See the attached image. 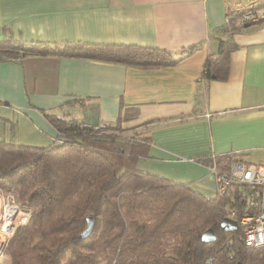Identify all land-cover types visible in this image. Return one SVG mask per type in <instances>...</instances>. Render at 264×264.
Segmentation results:
<instances>
[{"label":"crops","instance_id":"1","mask_svg":"<svg viewBox=\"0 0 264 264\" xmlns=\"http://www.w3.org/2000/svg\"><path fill=\"white\" fill-rule=\"evenodd\" d=\"M227 1L0 0V29L8 26L16 38L136 43L177 58L152 68L54 55L0 59V110L16 109V126L29 136L17 142L54 140L56 129L42 109L80 121L85 104L95 114L88 121L113 126L132 106L136 116L123 120V132L137 127L138 136L149 137L137 168L214 196L206 158L234 152L249 165L264 162V22L231 34L236 48L225 79H201L206 56L230 35Z\"/></svg>","mask_w":264,"mask_h":264},{"label":"trees","instance_id":"2","mask_svg":"<svg viewBox=\"0 0 264 264\" xmlns=\"http://www.w3.org/2000/svg\"><path fill=\"white\" fill-rule=\"evenodd\" d=\"M240 28L234 20L225 24L230 35L218 39L217 51L206 56L201 79L226 78L229 53L236 48L231 34ZM0 31V59L54 55L140 68L177 62L172 51L155 46L23 40L8 26ZM85 106L86 118L80 121L42 109L56 129L49 144L0 139V188L30 210L28 221L7 243L11 264H205L209 258L210 264H264V247L246 245L239 226L240 216L250 210L251 187L231 183L222 194L207 196L186 183L142 171L137 160L147 155L149 137L82 128V122L98 123L87 120L95 114ZM122 113L117 122L134 118L137 108ZM239 160L233 152L208 157L206 163L226 171ZM90 215L93 226L81 235ZM225 217L236 225L227 227ZM207 228L213 240L202 238Z\"/></svg>","mask_w":264,"mask_h":264},{"label":"built area","instance_id":"3","mask_svg":"<svg viewBox=\"0 0 264 264\" xmlns=\"http://www.w3.org/2000/svg\"><path fill=\"white\" fill-rule=\"evenodd\" d=\"M241 28L264 22V0H228L224 22H231ZM83 128H92L89 122H82ZM94 127V126H93ZM95 126L93 129H96ZM210 171L214 176L216 193L222 194L231 183H242L251 187V195L247 196L248 212L239 218V226L246 245L253 248L264 247V162L249 165L243 160L233 162L226 171L220 170L213 163ZM212 263V259L205 264Z\"/></svg>","mask_w":264,"mask_h":264},{"label":"rangeland","instance_id":"4","mask_svg":"<svg viewBox=\"0 0 264 264\" xmlns=\"http://www.w3.org/2000/svg\"><path fill=\"white\" fill-rule=\"evenodd\" d=\"M15 110L13 109V111H10L9 113H5V112L0 110L1 111L0 112V139L3 138L5 140H10V141H11V139H14L12 141L17 142L18 140L19 141L20 140H23V141L26 140L24 137H29L26 135L27 132L25 130H22L20 126H16V124H18V121L20 122V120H19L20 117L17 115L18 112H16ZM74 110H75L77 117H79L80 114L78 112V106H76ZM16 121H17V123H16ZM22 122L24 123L26 121L22 120ZM122 122L123 121H119L113 125L116 130H114L110 124H106L104 122L103 123L98 122L97 124H93L91 126H92V129L96 126L97 127L96 131H99L100 128L101 129L105 128L106 132H116V133H118L122 136H126V137H133L136 139H140V137H143V136L137 135V132H138L137 130H139V129L137 127L133 128L134 126H137V125H132V123L128 127L129 128L132 127L133 129L131 131H128V132H126V131L123 132L124 128L127 127V123L124 124ZM82 128H83V126H82ZM90 129H91V127H90ZM120 129H122V130H120ZM32 132L34 133V132H36V130H33ZM215 194H218V193H215ZM0 200H2V203L7 202L11 206H16L17 208H19L23 212V214L26 213L25 214L26 220L24 219L22 221H18L16 223H14L10 229L8 236L5 238L6 241L4 240L2 243V247H1L2 249L0 250V264H11V258L6 253L7 243L11 239L16 227L23 225L28 221V218L30 216V210L26 205H24L21 202V200L18 199V197L16 195L10 194V193H5L2 191L1 188H0ZM1 212H3V211H1ZM2 216H3V214H2ZM0 223H1V220H0ZM92 226H93V216H92ZM99 264H105V263L101 262Z\"/></svg>","mask_w":264,"mask_h":264},{"label":"bare ground","instance_id":"5","mask_svg":"<svg viewBox=\"0 0 264 264\" xmlns=\"http://www.w3.org/2000/svg\"><path fill=\"white\" fill-rule=\"evenodd\" d=\"M25 214L16 206H11L7 202L2 203V200H0V250L2 249V243L8 236L12 225L18 221L24 220L26 218Z\"/></svg>","mask_w":264,"mask_h":264},{"label":"water","instance_id":"6","mask_svg":"<svg viewBox=\"0 0 264 264\" xmlns=\"http://www.w3.org/2000/svg\"><path fill=\"white\" fill-rule=\"evenodd\" d=\"M223 221L225 222L227 227H234L236 225V221L233 220L232 218H229V217H225ZM91 228H92V216H87L86 226H85L84 230L82 231L81 235H86L87 233H89ZM202 238L205 241L213 240L215 238V234L211 228H207L203 232Z\"/></svg>","mask_w":264,"mask_h":264}]
</instances>
